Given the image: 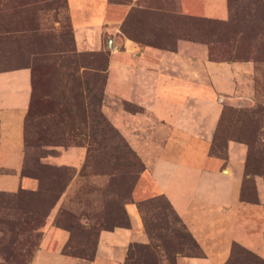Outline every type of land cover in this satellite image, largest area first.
Here are the masks:
<instances>
[{
  "label": "rangeland",
  "instance_id": "374dc122",
  "mask_svg": "<svg viewBox=\"0 0 264 264\" xmlns=\"http://www.w3.org/2000/svg\"><path fill=\"white\" fill-rule=\"evenodd\" d=\"M179 10L176 0H138L123 15L121 32L142 44L162 48H172L177 38H183L206 44L213 61L251 62L248 72L240 68L232 74L231 91L216 94L221 111L209 146V154L223 160L228 155L227 144L243 148L240 197L250 199L254 192L252 177L264 176V61L225 59L228 53H234L236 45L247 47L250 57L264 51V0H231L227 19L233 14L234 23H228L227 29L218 19L192 23L190 17L197 15ZM101 46L103 49L86 52L75 49L66 0H0V72L18 67L30 71V107L22 126L20 173L37 177L36 187L0 190V264H28L46 228L52 226L62 231L64 242L57 248V236L49 233L48 247L61 253L65 249V255L74 258L75 264H91L96 234L105 226L109 208L116 212L127 196L135 198L133 188L144 163L115 126L125 125V118L122 114L116 118L114 112L137 107L121 99L103 98L108 34L102 33ZM134 124L127 122L129 127ZM139 125L144 128L154 123ZM89 132L98 134L85 135ZM44 135L53 145H39ZM128 148L142 163L139 172ZM63 149H84L82 163L61 162ZM134 162L137 165L132 167ZM63 166L74 168L70 179ZM134 175L138 176L133 181ZM138 208L149 243L130 245L123 264H173L176 255L196 252L191 241L182 238L186 228L163 195L140 199ZM115 215L119 221L122 219L120 212ZM81 257L87 260L78 259ZM219 264L264 261L233 242L226 259Z\"/></svg>",
  "mask_w": 264,
  "mask_h": 264
},
{
  "label": "crops",
  "instance_id": "0c3cea01",
  "mask_svg": "<svg viewBox=\"0 0 264 264\" xmlns=\"http://www.w3.org/2000/svg\"><path fill=\"white\" fill-rule=\"evenodd\" d=\"M137 1L66 0L78 52L103 49L102 33L109 35L103 98L137 107L117 109L114 116L122 114L126 124L114 125L144 163L133 188L135 198L124 204L126 226L97 232L90 263L123 264L130 245L149 243L136 201L153 194L165 197L202 252L176 255L174 264H219L233 242L264 260V176L254 175L252 197L241 198L243 148L227 144L225 160L209 154L221 111L216 94L231 91L232 74L240 68L248 72L251 62L213 61L206 44L183 38H177L172 48H162L126 36L121 32L123 15ZM176 1L183 14L218 20L228 16L226 0ZM30 90L28 68L0 72L2 191L37 186V180L20 173ZM139 122L154 125L143 128ZM84 154V149H63L59 158L79 165ZM49 233L57 236V248L62 246V231L47 227L28 264H75L71 256L48 247Z\"/></svg>",
  "mask_w": 264,
  "mask_h": 264
},
{
  "label": "trees",
  "instance_id": "16d2710c",
  "mask_svg": "<svg viewBox=\"0 0 264 264\" xmlns=\"http://www.w3.org/2000/svg\"><path fill=\"white\" fill-rule=\"evenodd\" d=\"M231 2V0H226V5L228 4V3H230ZM190 21L192 22V23H194V22H196V21H206V22H215L216 20L215 19H211V18H206V17H197V16H192V17H190ZM224 22H221V24H222V27H224V29H227V27H228V23H234V17H233V14H229V17H228V19H225V20H223ZM233 33V32H232ZM237 34L235 33V35H234V38H235V36H236ZM127 36H129V35H127ZM231 36H233V35H231ZM232 39L233 41H234V44H235V42H236V40L235 39ZM229 40V39H228ZM223 42L224 43H226V45H227V47H229L230 46V44H229V41H227V40H223ZM232 45V44H231ZM249 47H250V45H248ZM236 48L233 50V54L232 55H230V53H228V55H227V57H226V59L225 60H248V59H250V58H253L254 60H261V61H264V51H258V52H256V54L254 55V56H249V52H250V50L246 47V48H239L237 45L235 46ZM228 52V51H227ZM84 66V65H83ZM96 101V100H95ZM92 105H93V102L91 103ZM123 104H125V105H127V103L126 102H123ZM28 106L30 107V104L28 103ZM98 116H100V118L103 120V117L101 116V114H99L98 113ZM109 128L113 131V133L115 134V135H118L117 133H116V131H115V129H113V127H111V126H109ZM77 134L78 135H84L82 132H77ZM96 134H98V133H94V132H89V133H86L85 135H96ZM51 139L48 137V136H42L41 137V141H40V143H39V145L42 147V148H47V146H51V145H53V143H50L49 141H50ZM88 150V149H87ZM128 150L130 151V153H131V155L132 156H134L135 157V154H134V152L130 149V148H128ZM41 157V156H40ZM136 159V162H137V164L134 162L133 164L131 163V165H132V167L134 166V165H137V166H139L140 168H139V170H138V172L142 169V163L137 159V157H135ZM86 165V164H85ZM130 165V166H131ZM63 169H65V170H67L68 171V179H70L73 175H74V173H75V170H74V168H72V167H68V166H63L62 167ZM136 175V174H135ZM135 175H134V178H133V181L135 180V178L138 176H136L135 177ZM21 176H25V174H21ZM26 177H30V178H33V179H35V180H37V177H36V175H31V176H26ZM66 185V184H65ZM65 185L60 189V191L57 193V195H56V198L55 199H57L59 196H60V194H61V191H63V188L65 187ZM20 188V190H25V188H23V187H19ZM37 189V188H36ZM36 189H33V190H31V191H35ZM131 190V189H130ZM129 193H130V191H129ZM129 201H131V199L127 196L126 197V201L125 202H123L120 206H118V208L116 209V212H114L115 211V209H113V208H109V218L108 219H105L106 220V223H105V226L104 227H102L101 229H111V228H113L114 226H116V227H118V226H122V225H126L127 224V214H126V212H125V210H124V204L125 203H127V202H129ZM140 201H136V205H137V207H138V203H139ZM119 212H120V218H122L120 221H119V219H117L118 217L115 215V214H119ZM172 214H173V212H172ZM68 216H70V217H74L75 218V216L73 215V214H71V213H68L67 214ZM173 216H174V218L178 221V218L173 214ZM143 217V216H142ZM179 222V221H178ZM125 223V224H124ZM42 224V223H41ZM40 224V225H41ZM55 224V226H57L56 225V222L54 223ZM40 225H35V226H40ZM182 225V224H181ZM68 227L69 226H71V225H67ZM143 227H144V230H145V233L147 234V227L145 226V223H144V220H143ZM183 227V226H182ZM184 229V228H183ZM185 234H181L182 235V238H188L190 241H191V243L193 244V246H194V248H195V251L196 252H194L192 255H190V256H201L202 255V252L200 251V249H199V247L197 246V244L195 243V241L192 239V237L189 235V233H188V231L187 230H185V232H184ZM149 234H147V236H148ZM149 238V237H148ZM37 247V246H36ZM35 247V249H37ZM63 254H65L66 253V250L65 249H63V252H62ZM33 254V253H32ZM32 254H31V256H32ZM92 254H93V252H92ZM92 254H91V256H90V258H89V260H91V257H92ZM31 256H30V258H31ZM78 259H81V260H83V261H86L87 259H84L83 257H81V258H78ZM173 260H174V258H173ZM262 261H264L263 259H262ZM173 264H174V262H173Z\"/></svg>",
  "mask_w": 264,
  "mask_h": 264
}]
</instances>
